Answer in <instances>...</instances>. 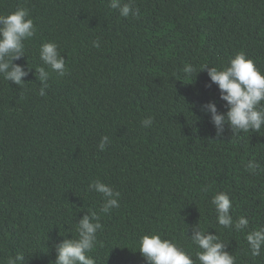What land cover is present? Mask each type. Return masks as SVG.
I'll return each mask as SVG.
<instances>
[{"label":"trees","instance_id":"1","mask_svg":"<svg viewBox=\"0 0 264 264\" xmlns=\"http://www.w3.org/2000/svg\"><path fill=\"white\" fill-rule=\"evenodd\" d=\"M18 7L37 32L14 61L32 69L26 84L0 76V264L17 252L25 264H53L55 245L75 238L91 211L103 226L89 253L96 264H146L138 241L156 233L195 259L188 236L198 223L227 243L236 264H264V249L253 257L246 233L218 225L210 203L227 192L234 220L264 227V172L244 170L253 158L264 168V127L240 141L225 125L218 137L202 106L226 113V102L200 68L243 51L264 72V0H135L139 14L128 18L109 0H0V14ZM48 41L60 46L64 76L39 58ZM185 64L197 72L186 77ZM37 67L50 73L44 96ZM103 136L110 144L101 152ZM97 179L121 194L106 215L101 194L89 190Z\"/></svg>","mask_w":264,"mask_h":264},{"label":"clouds","instance_id":"2","mask_svg":"<svg viewBox=\"0 0 264 264\" xmlns=\"http://www.w3.org/2000/svg\"><path fill=\"white\" fill-rule=\"evenodd\" d=\"M109 7L117 10L119 15L128 18L139 14V8L135 7V0H109ZM37 32L34 20L30 17L27 8L18 7L8 14H0V76L4 80L22 86L24 77L32 70H25L14 61L25 57V41L31 40ZM94 48H100V40L97 38L92 42ZM60 46L53 41L42 42L39 49V58L53 72L60 76L66 75V60L60 52ZM201 71H207L211 83L218 85L220 100L225 103L226 113L218 111L215 102H209L202 106V111L210 114L211 123L216 128V135L220 137L228 126L238 140L243 141L241 133H258L264 127V72H261L255 62L241 51L235 54L227 65L220 68L207 64L200 65ZM186 77L197 72V67L185 64L182 69ZM199 71V73L201 72ZM36 78L40 81L39 95H46L50 78L49 71L45 67L35 68ZM209 87L211 85H208ZM153 118L148 117L141 121L143 127H150ZM110 144L108 136L101 137L98 149L103 152ZM244 170L251 175L264 172L254 158L249 160ZM89 190L101 194L103 204L99 212L109 214L112 209L120 207V192L115 191L112 186L107 185L99 179L89 184ZM207 188L202 191L207 192ZM215 209L218 225L234 229L236 232H245V240L253 257L261 255L264 249V227L253 230L249 229V220L241 216L234 220L232 216L233 202L227 192H217L210 201ZM100 214L96 211L87 212L82 219L76 223V237L64 239L55 245L56 259L53 264H96L89 253L97 244V232L102 230ZM188 232V231H187ZM189 240L198 249L193 253L186 251L179 243L163 238L161 234H144L139 238V253L146 264H236V257L230 254L225 243L217 234H209L200 223L191 229ZM6 264H25V256L17 252L15 256H9Z\"/></svg>","mask_w":264,"mask_h":264}]
</instances>
